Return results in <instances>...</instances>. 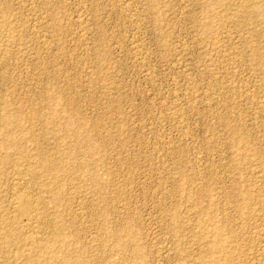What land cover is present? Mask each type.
I'll return each instance as SVG.
<instances>
[{
    "label": "rangeland",
    "instance_id": "1",
    "mask_svg": "<svg viewBox=\"0 0 264 264\" xmlns=\"http://www.w3.org/2000/svg\"><path fill=\"white\" fill-rule=\"evenodd\" d=\"M0 17V218L17 187L54 260L212 264L216 226L218 264H264V0H0ZM23 244L0 264H42Z\"/></svg>",
    "mask_w": 264,
    "mask_h": 264
},
{
    "label": "bare ground",
    "instance_id": "2",
    "mask_svg": "<svg viewBox=\"0 0 264 264\" xmlns=\"http://www.w3.org/2000/svg\"><path fill=\"white\" fill-rule=\"evenodd\" d=\"M256 2V1H255ZM257 2H258V0H257ZM84 3H85V1H84ZM254 3V2H253ZM255 4V3H254ZM2 5V4H1ZM53 6V5H52ZM257 6L259 7V5L257 4ZM261 6V5H260ZM259 9H261V8H259ZM257 10V9H256ZM255 10V11H256ZM45 11H47V10H45ZM262 11V9L259 11V12H261ZM262 14V13H261ZM261 14H259V15H261ZM1 18V17H0ZM3 19V18H2ZM15 19H17V18H15ZM15 22V21H14ZM1 23V22H0ZM8 23V21L6 22V20H4V22L3 23H1L2 25H0V44L1 43H3V41H6V38L8 37L9 38V34H10V32H9V30H10V27H8L7 24ZM82 25V24H81ZM9 28V30L7 29V27ZM12 26V25H11ZM6 27V28H5ZM83 27V26H82ZM14 31H16V28L14 27ZM84 29V28H83ZM9 32V33H8ZM18 33V32H17ZM12 35H14V34H12ZM16 36H17V34H16ZM14 38H16V37H14ZM13 39V38H12ZM17 40V39H16ZM58 40V39H57ZM10 41V40H9ZM20 41V40H19ZM9 44V43H8ZM3 45H5V47H7V45H6V43H3ZM1 46V45H0ZM9 46V45H8ZM11 46V45H10ZM45 47V46H44ZM49 47V46H48ZM1 48V47H0ZM13 48V47H12ZM17 50V49H16ZM11 51V50H10ZM2 52V51H1ZM5 53H6V51H4ZM8 52V51H7ZM2 54H3V52H2ZM2 54H1V58H3L2 57ZM7 54V53H6ZM3 56H5V55H3ZM5 58V57H4ZM1 61H3L2 59H1ZM5 61V60H4ZM5 64V63H4ZM7 64V63H6ZM98 69V68H97ZM97 74V73H96ZM97 77V76H96ZM12 96V95H11ZM14 97V96H13ZM21 112V111H20ZM36 112V111H35ZM75 112V111H74ZM177 112V111H176ZM19 114V113H18ZM27 116V115H26ZM181 116V115H180ZM18 117V116H17ZM1 120H2V122L4 123V124H9V122L11 121V117H10V115H3L2 117H1ZM179 121V120H178ZM181 121V120H180ZM184 122V121H183ZM182 122V123H183ZM56 138V137H55ZM5 142H7V141H5ZM4 142V144H6V145H12L10 142H7V143H5ZM35 143V142H34ZM2 146H3V144H1ZM4 147H6L5 145H4ZM3 147V148H4ZM9 147V146H8ZM54 150V149H53ZM2 152V151H1ZM57 159V158H56ZM9 162V157L8 156H6V155H4V156H2L1 155V157H0V163H8ZM84 163V162H83ZM51 164V163H50ZM27 167V166H26ZM49 167V166H48ZM44 169H46V168H44ZM48 169V168H47ZM57 170L59 169V167H57L56 168ZM49 170V169H48ZM52 170V169H51ZM54 170V169H53ZM56 170V171H57ZM17 171V170H16ZM16 173V172H15ZM22 174V173H21ZM12 175H14V174H12ZM39 175V174H38ZM32 176V175H31ZM19 176L18 175H15V176H13L12 178H11V180H12V182H13V184L14 185H16V184H19L18 182H20L19 181ZM58 181V180H57ZM11 182V183H12ZM49 182V181H48ZM32 184V183H31ZM262 184V183H261ZM28 185V184H27ZM37 185V184H36ZM46 186H48L47 184H45ZM28 187V186H27ZM43 187V186H42ZM197 187V186H196ZM17 187H14L13 188V192H12V194H11V201H10V206H11V209H12V212H10V213H13L14 215H13V217H11L10 215H8L7 213H6V215H4V216H2L1 218H0V243L2 244V246L3 247H10V246H12V245H16V246H18L19 247V245H21V244H23V243H28L29 245H31V247H33L34 249H30V252H29V256H26V257H31V256H33V251H36L35 249H37V247H39L40 248V250H41V252H40V254H37V255H35L34 254V256H36L37 257V261H38V263L39 262H41L42 264H80V262L79 261H81V260H79V259H77L76 257L75 258H73L74 256L72 255V254H70L69 252H68V254H70V255H72V256H70V255H68L67 254V252H63L65 255H62L63 253H62V249H59L60 251L59 252H61L62 254V256L60 257V259L58 260L57 258V260H54L53 258H52V256H50V254L53 252L52 250L54 249H52V250H50L51 248H50V245L48 246V245H46V246H39L38 244H40L39 242L40 241H42L41 240V237H37V235H35V233L37 234V227H38V223H40L39 221H41V219H42V217L47 213V211L44 209L45 208V206L43 207H40L39 206V204H38V206L37 205H35V202L32 204V202H31V199H33L32 197H31V195H29V193H27V192H22V191H19V190H17L16 189ZM38 188V187H37ZM41 188V187H40ZM46 188V187H45ZM62 188V187H61ZM44 189V188H43ZM42 189V190H43ZM63 189V188H62ZM62 189H58L57 191H55L54 193H53V197H52V203H57L59 200H58V198L60 197V196H62L63 195V191H62ZM28 190H29V187H28ZM41 190V189H40ZM46 190H48V189H46ZM54 190V189H53ZM34 191V190H33ZM39 191V190H38ZM44 191V190H43ZM42 191V192H43ZM32 192V191H31ZM41 192V191H40ZM41 192V193H42ZM50 192V191H49ZM51 192H53V191H51ZM35 193V192H34ZM38 195H39V193H37ZM82 194V193H81ZM45 195V194H44ZM102 196V195H101ZM31 197V198H30ZM36 198H37V196H35ZM35 197H34V199H35ZM39 198H42L41 197V195L39 196ZM38 198V199H39ZM80 199V198H79ZM44 200H46V199H44ZM58 200V201H57ZM77 200V199H76ZM35 201H36V199H35ZM47 201V200H46ZM49 201V200H48ZM47 201V202H48ZM39 202V200L37 201V203ZM36 203V204H37ZM42 203V202H41ZM51 203V204H52ZM58 204V203H57ZM56 204V205H57ZM212 205V204H211ZM54 207H55V205H54ZM204 207V206H203ZM212 207V206H211ZM47 208V207H46ZM66 208V207H65ZM262 208V207H261ZM52 209V208H51ZM44 210H45V214H44ZM211 210V209H210ZM234 211V210H233ZM53 212V211H52ZM212 212V211H211ZM239 213V212H238ZM1 214V213H0ZM5 214V213H4ZM208 214H210V213H208ZM206 215V214H205ZM47 216V215H46ZM208 216V215H207ZM213 216V215H212ZM263 217V216H262ZM45 218V217H44ZM48 218V217H47ZM52 218V217H51ZM250 218V217H249ZM57 219V218H56ZM202 219V218H201ZM44 220V219H43ZM45 221V220H44ZM43 221V222H44ZM59 221V220H58ZM58 221H56V220H54L52 223H54V227H55V231H53V232H55L56 233V237H55V239H56V241L58 240L57 238L59 237V236H62V234H63V228H62V224L61 223H59ZM198 221H200L201 222V224H206L207 225V223H208V225L209 224H212L213 223V220H212V218H209L208 217V219H203V220H199V218H198ZM42 222V223H43ZM50 222H51V220H50ZM197 222V221H196ZM50 224V223H49ZM40 225V224H39ZM52 226V225H51ZM45 227H47L46 225H45ZM53 227V226H52ZM39 228V227H38ZM41 228V227H40ZM43 228V227H42ZM48 228V227H47ZM200 228V227H199ZM264 228V227H263ZM221 229V228H220ZM49 230V229H48ZM204 230V229H203ZM212 232H213V234H215L216 236H214V239L213 238H211L210 236V238H209V240L206 242V244L207 245H210L211 246V251L210 252H212L211 254H212V264H218L219 262H220V260H221V258L219 257V258H216L217 256H214V253H218V254H222V253H224V252H221V250H223L222 248H224V250H226L227 249V251H228V247L226 248L225 246H224V244H225V242H224V240H223V238L221 237V234L219 233V227H216V226H214L213 228H212ZM222 230V229H221ZM43 231H44V229H43ZM77 231V230H76ZM202 231V230H201ZM207 232V231H206ZM259 233H261L262 231H258ZM54 233V234H55ZM38 234H40V233H38ZM41 234H42V232H41ZM256 234H258V233H256ZM263 234V233H262ZM48 235V234H47ZM200 235V234H199ZM41 236V235H40ZM45 236V235H44ZM257 236V235H256ZM258 236H259V234H258ZM98 237V236H97ZM131 237V236H130ZM260 239H262L263 237H259ZM59 239H60V237H59ZM203 239V238H202ZM44 241V240H43ZM115 241H117V245L120 247L122 244L120 243V241H121V238L120 237H117L116 238V240ZM203 240H201V242H202ZM262 241V240H261ZM259 242V241H258ZM21 243V244H20ZM260 244H262L261 242H260ZM259 244V245H260ZM24 245V244H23ZM27 245V244H26ZM66 245V244H65ZM228 245V244H227ZM226 245V246H227ZM264 244H262V246H263ZM1 246V247H2ZM16 246H15V249H16ZM54 245H51V247H53ZM57 246V245H56ZM63 246V245H62ZM2 247V248H3ZM30 247V248H31ZM22 248V247H21ZM25 248V247H24ZM65 248H68L67 246L65 247ZM64 248V249H65ZM226 248V249H225ZM263 248V247H262ZM28 249V248H27ZM56 249H58V248H56ZM69 249V248H68ZM68 249H66V250H68ZM205 249L206 250H208L209 251V249L207 248V247H205ZM0 250H1V248H0ZM5 250V249H4ZM21 250V249H20ZM19 250V251H20ZM39 250V249H38ZM39 250V251H40ZM62 250V251H61ZM173 250V249H172ZM262 250V249H261ZM13 251H14V249H13ZM69 251V250H68ZM227 251H225V252H227ZM3 252V251H2ZM12 252V251H11ZM14 252H16V251H14ZM18 252V251H17ZM24 252V251H23ZM71 252V251H70ZM262 252V251H261ZM7 253V252H6ZM22 253V252H21ZM20 253V254H21ZM263 253V252H262ZM12 255V254H11ZM24 255V254H23ZM58 255V254H57ZM13 256H16V255H13ZM19 256V255H18ZM53 256H55V254L53 255ZM91 256V255H90ZM2 257V256H1ZM7 257H8V255H7ZM231 257V256H230ZM16 258H19V257H16ZM33 258V257H32ZM4 259V258H3ZM2 258H1V260H3ZM0 260V261H1ZM79 260V261H78ZM209 260V259H208ZM229 260H231V259H229ZM7 261V260H6ZM223 261H224V263H225V261L227 262V258H225V257H223ZM222 261V262H223ZM5 262V261H4ZM15 262V261H14ZM206 262H207V260H206ZM209 262V261H208ZM230 262V261H229ZM12 263V262H11ZM35 263H37V262H35ZM34 263V264H35ZM245 263V262H244ZM10 264V263H9Z\"/></svg>",
    "mask_w": 264,
    "mask_h": 264
}]
</instances>
